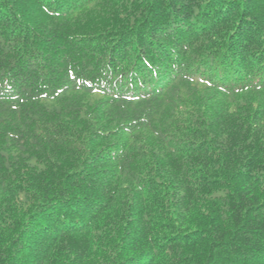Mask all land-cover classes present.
Returning <instances> with one entry per match:
<instances>
[{
    "label": "trees",
    "instance_id": "obj_1",
    "mask_svg": "<svg viewBox=\"0 0 264 264\" xmlns=\"http://www.w3.org/2000/svg\"><path fill=\"white\" fill-rule=\"evenodd\" d=\"M0 264H264V0H0Z\"/></svg>",
    "mask_w": 264,
    "mask_h": 264
}]
</instances>
